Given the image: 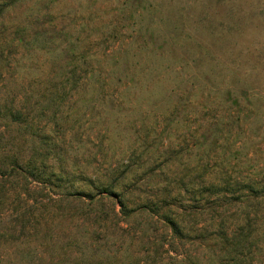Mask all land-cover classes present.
Listing matches in <instances>:
<instances>
[{"label":"rangeland","instance_id":"1","mask_svg":"<svg viewBox=\"0 0 264 264\" xmlns=\"http://www.w3.org/2000/svg\"><path fill=\"white\" fill-rule=\"evenodd\" d=\"M3 21L12 32L26 28L29 41L0 62V106L14 101L36 124L34 133L0 114L4 170L14 156L27 166L47 133L57 150L43 164L101 179L126 170L131 206L162 197L197 162L209 169L204 186L264 184V0H23ZM64 34L92 49L108 87L52 106L48 81L62 79ZM4 170L0 264H264V200L256 210L230 200L193 215V232L206 236L172 243L157 215L125 219L109 211L112 199L103 213L88 202L81 212L75 196ZM184 204L202 203L187 195ZM220 218L239 237L235 253L219 237Z\"/></svg>","mask_w":264,"mask_h":264},{"label":"trees","instance_id":"2","mask_svg":"<svg viewBox=\"0 0 264 264\" xmlns=\"http://www.w3.org/2000/svg\"><path fill=\"white\" fill-rule=\"evenodd\" d=\"M21 1L23 0H0V20L12 6H15ZM0 25V62H8L10 60V54H7V52L9 53L10 48L14 47L15 44L17 45L24 41H29L27 38V29L13 30L12 32L5 26L4 21L0 22ZM64 35L67 44L63 47L61 53V56L66 58V62L62 68V79L57 80V78L54 77V79L48 81L49 86L47 91L49 93L46 94V97H48L49 104L52 106L58 104L61 106L72 97L81 95L82 91L87 88H89L88 90L94 89L101 91L108 87V81L103 78V75L101 76L103 69L98 67V69H95L94 63L89 61V53H91L92 49L87 48L85 51H81L78 46H76V43L71 40V36ZM36 37L37 36L33 37L30 43L32 42V44L37 45ZM3 113L7 115L11 121H18L19 123L26 122L25 125L35 133L36 124L27 120L25 112L15 108L14 101H12L11 104L4 103L0 106V114ZM51 115L50 120L53 121L56 117V111L52 112ZM43 136H45L44 138L46 140L44 143L46 145L44 150L39 149L36 151V154L28 160L27 166H22L18 158L14 156L12 162L5 168L6 170L0 167V171L20 169L22 173L33 177L35 181L42 183L49 188L50 191L59 190L66 194L65 196H75L76 199H79L80 203H84L80 207L81 212L84 210L85 203L88 202L87 205H91L92 207L90 211H100L103 213L102 207L105 206L104 203L112 199L114 205L109 208V211L125 219L131 218L133 213L137 211L140 213L147 212L154 216L157 215L164 226L170 229V232L168 231L164 235L171 236L172 243L175 240L193 241L196 238H203L206 236L205 233L207 230L202 232V235L193 232V228H191V225L188 223L191 217H194L193 215H198L202 212L206 214L209 212L215 213V211L217 212L221 207L219 205L230 200L240 205L244 210H256V205L260 203L258 201L264 200V184L257 185L254 181H248V179L238 180L224 178L219 182H211L207 186H204L205 182H207L209 169H207L205 165L197 162L190 170H184V172L188 173L183 179L181 178L180 181L172 182L168 180L169 182L166 183L163 189L162 197L155 200L144 198L143 201L134 202L137 204L131 206L129 203L131 201L133 203V200L128 197L129 185L123 182L125 180V175H123V173L126 170L122 172V170H119L120 168H115L111 173L107 172L103 174V179L100 177L86 176L83 172H80V174L76 171L69 172L66 171L65 168L60 171H55L53 168L47 167L45 165L46 163L43 164V162L47 155L57 150L56 143L49 134L43 133ZM202 137L205 136H201V138ZM172 154L173 153L169 155L171 156ZM169 159L171 158L169 157ZM175 160L177 162H182L181 157H177ZM39 161L42 162L41 166H37ZM206 161L208 165L210 160ZM183 165L185 166V164ZM186 168L185 166L184 169ZM174 185H176L177 188L175 189L178 190L176 194H174ZM99 194L100 196H98ZM186 194L189 195V199L202 204L185 205L184 201L187 200ZM233 203H229V205ZM117 206L120 207L118 211L115 208ZM220 219L222 220L218 225L219 237L224 243L230 245V250L235 253L238 251L241 244H237V242L240 241L238 239L239 237L236 235L228 237L229 234L226 232L228 225L224 218ZM242 236H244V240L248 242V233H244Z\"/></svg>","mask_w":264,"mask_h":264}]
</instances>
